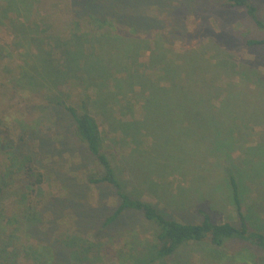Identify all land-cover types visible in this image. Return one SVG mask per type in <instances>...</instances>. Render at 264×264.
Instances as JSON below:
<instances>
[{
	"label": "rangeland",
	"instance_id": "rangeland-1",
	"mask_svg": "<svg viewBox=\"0 0 264 264\" xmlns=\"http://www.w3.org/2000/svg\"><path fill=\"white\" fill-rule=\"evenodd\" d=\"M79 1L28 0L31 5L28 12L22 9V4L8 10L9 0H0V264L12 261L26 264L23 257L14 260L17 249L21 248L19 244H48L55 251L56 264H83L73 261V249L62 245L74 237L83 243L100 242L99 251L87 255L86 264H121L116 255L124 245L127 251L136 240L137 252L146 255L149 249L145 243L155 232V226L135 212H127L118 222L104 227L105 218L119 203L116 191L89 182V178L102 174V168L74 137L69 115L42 99V91L48 89L47 78L40 75L46 61L52 63L55 75L63 79L59 90L69 94L70 103L80 106V100L90 95L89 111L103 130L107 155L115 167L124 164L126 169L120 172V179L132 195L153 203L166 215L182 222L191 216L195 221L200 220L197 214L200 208L214 222L235 223L237 215L228 186L229 177L234 175L251 227L263 232L264 85L257 76L264 75V47L247 48L245 39L264 38V30L244 10L226 8V0H151L148 11L155 27L154 39L170 52L169 58L178 60L170 65H184V56L196 53L210 66H216L213 70L219 90L214 94L215 104L219 105L231 92L232 100L248 108L254 117L235 120L240 125L238 141L242 143L231 156L224 153L218 158L205 156L200 170L184 177L169 167L167 174L157 177L150 188L143 180L132 178L128 166L133 143L120 132L119 125L140 121L144 108L140 87L133 91L129 86L122 87L129 76L127 68L121 67V71L105 82L95 77L102 100L96 96L95 89H99L84 81L80 70L63 76L64 53L73 49V43L71 48L67 47L70 39L85 32L90 36V44L98 47L100 32L78 24L74 18L73 10L80 12ZM250 2L258 6L264 20V0ZM78 27L81 31H77ZM154 39L149 44L132 41L140 44L139 55H126L121 61L131 67L130 73L136 69L141 75L159 77L157 82L162 86L164 74L151 61ZM23 75L36 80L42 91L28 89L25 81L23 86L17 84ZM55 75L48 77L53 80ZM148 143L141 142L142 154L150 152ZM27 165L31 166L30 176ZM39 176L42 182L32 186ZM242 246L241 251L249 249L264 264L260 251ZM229 250L226 247L221 252ZM218 252L206 244L189 245L176 258L157 264H203L211 257H222Z\"/></svg>",
	"mask_w": 264,
	"mask_h": 264
},
{
	"label": "trees",
	"instance_id": "trees-1",
	"mask_svg": "<svg viewBox=\"0 0 264 264\" xmlns=\"http://www.w3.org/2000/svg\"><path fill=\"white\" fill-rule=\"evenodd\" d=\"M19 4H22V9L30 12L31 5L28 4V0H9L8 10H13V7L19 8ZM151 4V0L77 2L80 12L73 10L74 18L78 24L88 29L93 27L92 29L100 32L97 38L98 47L94 48L93 44H90V36L85 32L75 36V39H70L67 47L71 48L70 45L73 43V49H67L64 53L66 59L63 76L76 74L80 70L83 80L99 89L94 88L96 96L99 95V99L102 100L104 98L101 96L99 85L94 81L95 77L105 82L109 77L113 78L117 71H121V67L127 68L129 76L124 80L122 87L129 86L131 91L137 86L140 87L144 93V108L142 119L119 125L120 132L129 136L133 143L130 153L132 159L128 166L132 178L137 181L143 180L147 186L153 188L157 177L159 179L162 178V174L166 175L169 167L173 168L180 177H184L195 173V170L198 172L201 159L205 156L218 158L221 153L226 154L227 157L231 156L236 146L242 143L238 141L241 134L237 130L240 125L235 124V120L246 121L254 117V113H249L248 108L241 107V103L232 100L231 92L219 105L215 104L214 94L219 90L214 73L216 66H210L196 53H187L184 56V65H170L178 60L169 58L170 52L154 39L155 27L152 25L153 19L148 11ZM224 5L226 8L244 10L255 25L264 30V20L259 8L250 0H226ZM81 29L78 27L77 31ZM152 39L155 41L153 43L155 47L150 51L151 61L164 74L165 85L162 86L157 82L158 76L152 78L141 75L136 69L130 73L131 67L129 69L127 64L121 61L126 55L136 57L139 55L140 44L132 41L138 40L149 44ZM245 46L264 47V38L245 39ZM48 74L56 73L52 63L46 61L40 74L43 78H47L45 85L48 89H44V92L36 80L26 75L17 79V84L23 86L25 81L29 85L28 89L42 91V99L47 105L58 107L69 115L74 137L87 148L102 168V174L89 178V182L95 185L104 184L116 191L119 203L113 213L105 218L104 227L118 222L127 212L138 213L155 226L153 238L145 243V248L149 249L147 254L137 252L138 245L134 240L130 244L132 248L125 251L127 246L124 245L117 252L116 256L118 261H122L121 264H157L176 258L185 246L201 244L212 247L215 252L219 250L218 253L222 254V257L215 256L216 259L213 257L206 259L203 264H261L258 261L259 257L252 256L249 249L244 252L240 249L244 245L264 255V231L251 227L244 213L240 186L234 175L229 177L228 186L230 199L237 215L235 223L214 222L209 213L200 208L197 209V214L201 218L198 221L194 220V216L182 222L166 215L153 203L127 191L124 182L120 179V172H124L126 168L122 163L115 167L107 155L103 130L89 111L90 95L83 97L80 106H76L69 102L68 93L59 90V82L63 79L55 75L51 80ZM257 78L264 85V75ZM237 107H241V110L235 111ZM142 141H149L150 152L146 155L142 154L144 152L141 148ZM26 168L27 176H30L31 166L27 165ZM41 182L39 176L31 185L35 186ZM62 245L73 249L71 251L73 261L86 264L84 260H89L87 255L99 251L100 242L83 243L82 240L74 237L63 241ZM228 245L234 247L229 248ZM19 246L21 248L17 249L15 261L23 257L26 264H56L55 251L48 244L38 246L19 244ZM226 247L230 250L222 253L221 250ZM248 256H251V259ZM11 264L15 263L12 261Z\"/></svg>",
	"mask_w": 264,
	"mask_h": 264
}]
</instances>
